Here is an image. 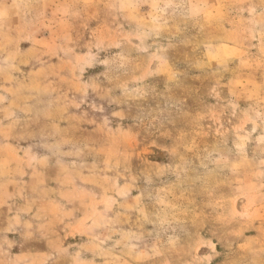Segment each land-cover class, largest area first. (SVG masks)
<instances>
[{
	"label": "rangeland",
	"instance_id": "1",
	"mask_svg": "<svg viewBox=\"0 0 264 264\" xmlns=\"http://www.w3.org/2000/svg\"><path fill=\"white\" fill-rule=\"evenodd\" d=\"M0 264H264V0H0Z\"/></svg>",
	"mask_w": 264,
	"mask_h": 264
}]
</instances>
